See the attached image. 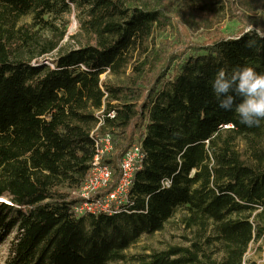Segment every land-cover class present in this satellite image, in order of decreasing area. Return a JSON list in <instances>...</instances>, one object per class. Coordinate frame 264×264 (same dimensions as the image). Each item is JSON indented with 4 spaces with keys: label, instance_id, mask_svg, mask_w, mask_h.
Wrapping results in <instances>:
<instances>
[{
    "label": "trees",
    "instance_id": "obj_1",
    "mask_svg": "<svg viewBox=\"0 0 264 264\" xmlns=\"http://www.w3.org/2000/svg\"><path fill=\"white\" fill-rule=\"evenodd\" d=\"M170 5L0 0V246L15 235L6 264L125 261L140 237L163 231L180 208L188 210V227L198 229L191 249L171 247L138 264H257L244 258L264 236V121L248 127L234 111L219 108L211 81L220 68L264 73V32L213 34L195 43ZM73 6L93 16L95 45L44 60L53 59V66L11 49L33 41L17 29L21 19L32 16L55 32L50 18ZM168 29L176 39L158 40ZM63 38L47 41L42 56ZM102 110L96 133L111 137L102 163L112 180L96 196L116 190L134 146L144 158L126 211L77 215L97 155L93 132ZM214 242L224 253L221 261L205 248Z\"/></svg>",
    "mask_w": 264,
    "mask_h": 264
},
{
    "label": "rangeland",
    "instance_id": "obj_2",
    "mask_svg": "<svg viewBox=\"0 0 264 264\" xmlns=\"http://www.w3.org/2000/svg\"><path fill=\"white\" fill-rule=\"evenodd\" d=\"M169 1L171 9L177 13L176 19H179L177 22L188 29L190 33L189 38L195 43L202 44L213 34H223L228 38H234L242 31L257 32L258 30L260 34L264 32V0ZM188 7L190 8L189 12L187 11ZM50 19L57 28L55 32L37 26L32 16L21 19L17 29L22 27L25 32L28 31V34L33 37V41L30 45H26L20 40L11 49L20 48L27 58L39 59L45 64L53 66L52 60L60 52L96 44L97 34L92 26L93 16H91L86 7L73 6L69 14L56 19L53 17ZM62 34L64 38L58 42L57 50L43 57L42 46L47 41L57 42ZM176 37L177 33L174 32L172 34L171 29H168L166 33L159 34L158 40L164 41L169 39L172 42ZM48 58H53L50 60V63L49 61H44ZM109 78L111 81L115 80L112 76ZM99 115L97 113V116ZM240 148L241 150H245L243 142H241ZM80 194L83 201L85 197L82 193ZM91 194L93 195V193ZM188 219V210L180 208L166 224L163 231L157 232L154 235H143L125 252V261L113 264H138L144 257H148L154 252L168 250L171 247L191 249L192 244L198 238V229L196 226L190 229L187 225ZM260 222L264 225V215L260 218ZM14 237L15 235H12L5 244L0 246V264H6L10 244L14 240ZM206 237L208 238V236ZM205 248L207 252L212 254L214 259L218 261L224 259V253L220 249L218 242L206 245ZM244 260L246 263L255 262L257 264H264V248L258 242L253 243L249 247Z\"/></svg>",
    "mask_w": 264,
    "mask_h": 264
},
{
    "label": "built area",
    "instance_id": "obj_3",
    "mask_svg": "<svg viewBox=\"0 0 264 264\" xmlns=\"http://www.w3.org/2000/svg\"><path fill=\"white\" fill-rule=\"evenodd\" d=\"M97 113L100 114L98 118L101 120L99 126L93 132L97 137V155L92 163L89 177L81 188V193L85 199L75 208L76 214L82 216H98L100 214L112 215L117 212L126 211L122 207L123 203H125L132 189L135 172L142 165L144 158L141 147L134 146L122 161V177L116 190L105 196H96L98 192L108 187L112 180V171L108 166L103 165L101 158L113 148L110 136H104L103 138L95 133L103 123L101 118H103L104 110ZM166 185L169 186L168 183H166ZM91 193H93V195ZM258 243L264 248V236Z\"/></svg>",
    "mask_w": 264,
    "mask_h": 264
},
{
    "label": "clouds",
    "instance_id": "obj_4",
    "mask_svg": "<svg viewBox=\"0 0 264 264\" xmlns=\"http://www.w3.org/2000/svg\"><path fill=\"white\" fill-rule=\"evenodd\" d=\"M257 35H260L258 30ZM211 84L218 107L234 111L241 124L255 127L264 121V73H258L251 66L231 71L220 68Z\"/></svg>",
    "mask_w": 264,
    "mask_h": 264
}]
</instances>
